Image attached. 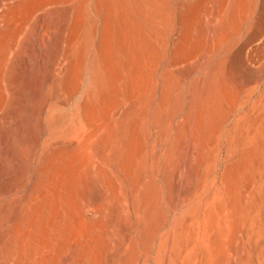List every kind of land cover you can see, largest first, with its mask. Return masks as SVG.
<instances>
[{
	"label": "rangeland",
	"instance_id": "1",
	"mask_svg": "<svg viewBox=\"0 0 264 264\" xmlns=\"http://www.w3.org/2000/svg\"><path fill=\"white\" fill-rule=\"evenodd\" d=\"M0 264H264V0H0Z\"/></svg>",
	"mask_w": 264,
	"mask_h": 264
},
{
	"label": "bare ground",
	"instance_id": "2",
	"mask_svg": "<svg viewBox=\"0 0 264 264\" xmlns=\"http://www.w3.org/2000/svg\"><path fill=\"white\" fill-rule=\"evenodd\" d=\"M254 133H255V131H254ZM253 135H254V134H253ZM250 139H251V138H250ZM250 139H249V140H250ZM205 200H206V199H205ZM218 204H219V203H218ZM217 206H218V205H217ZM194 209H196V208H194ZM225 214H227V213H225ZM222 218H223V217H221V219H222ZM225 218H226V217H225ZM227 220H228V219L226 218V220H224V222H226ZM224 225H225V224H224ZM187 229H188V228H186V230L184 229V230H185V231H184L185 234H186ZM217 230H218V229H217ZM197 233H198V232H197ZM217 233H218V232H217ZM185 234H184V235H185ZM215 235H218V234H215ZM181 236H182V235H181ZM192 237H193V236H192ZM192 237H190L191 240H192ZM217 237H218V236H217ZM193 239H194V238H193ZM212 239H214V238H212ZM191 240H190L189 242H191ZM215 240H216V238H215ZM184 241H185V239H184ZM184 241H182V243H183ZM182 243H181V244H182ZM184 244H186V242H185ZM184 244H183V245H184ZM177 246H178V244H177ZM205 249H206V248H205ZM207 250H208V249H207ZM207 250L205 251L206 254H204V255H207V252H208ZM183 251H185V250H183ZM179 253H180V252H179ZM204 255H203V256H204ZM205 257H206V256H204L203 258H205ZM179 260H180V259H179ZM204 261H205V260H204ZM178 262H179V261H178ZM205 262L207 263V261H205Z\"/></svg>",
	"mask_w": 264,
	"mask_h": 264
}]
</instances>
